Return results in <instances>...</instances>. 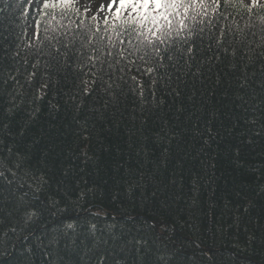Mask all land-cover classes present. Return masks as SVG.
Instances as JSON below:
<instances>
[{"label": "trees", "instance_id": "obj_1", "mask_svg": "<svg viewBox=\"0 0 264 264\" xmlns=\"http://www.w3.org/2000/svg\"><path fill=\"white\" fill-rule=\"evenodd\" d=\"M95 8L0 0V264H98L113 251L126 264L173 252L169 264H264V8L210 10L193 54L146 75L156 62L142 51L87 63L92 47L137 44L127 13L98 25ZM113 81L120 102L105 108Z\"/></svg>", "mask_w": 264, "mask_h": 264}, {"label": "snow or ice", "instance_id": "obj_2", "mask_svg": "<svg viewBox=\"0 0 264 264\" xmlns=\"http://www.w3.org/2000/svg\"><path fill=\"white\" fill-rule=\"evenodd\" d=\"M75 2L76 0H26V4L29 7L34 6L35 10L40 14H47V10H55L57 8L61 9L62 13H66L69 9H72ZM228 6L238 7L251 12L253 8H264V3H262L261 0H251V3H245V0H223V3H221V0H109L107 9L112 13L115 20H121L122 16L127 13V17L123 20V23L129 26L131 30L129 35L135 33L137 44L133 49L123 48L117 49L115 52L111 50L105 52L102 49L92 47L86 58L87 63L91 64L93 67L96 66L97 62L103 65L105 63L103 57L106 55L113 57L114 59L119 57L120 59L116 60V63L118 64L120 60L132 55L133 51H142L143 54L139 59L145 62H147V59L155 57V67L146 68L143 72L145 75L153 73L157 68L165 67L166 65L163 63L165 59L169 61L175 60L178 63L180 56L193 54L195 41L192 38L200 37V34L205 30L201 25L206 22L203 19L198 18L209 16L210 10L215 13L222 7ZM21 7L23 8L24 5L22 4ZM103 8L104 6L101 5V8L98 9V11H102ZM76 11L78 12L79 10L77 9ZM85 11H88V9H85ZM92 19L95 20L97 17L93 16ZM105 23H107L106 17ZM207 23L211 25L210 20L207 21ZM148 25H151V27ZM38 27L39 21H37V28ZM113 28H115V26H113ZM209 30H211V28ZM125 31H128V29ZM35 35L38 38V32L35 33ZM117 35L119 36L121 33H117ZM224 36L225 32L221 30L219 36L215 39V45L217 48L222 46ZM50 39L59 43L56 36H52ZM209 39H212V37L209 36ZM119 43L121 45H124L125 43L131 44L132 40L128 39L126 41L122 39ZM88 44L91 45V40L88 41ZM110 44L112 48L116 47L115 43H112L111 41ZM185 45H187V47H184ZM84 46L85 45H82V47ZM64 47L67 48L68 45L65 44ZM209 47L211 49V46ZM222 50L225 53L228 52L227 48H223ZM57 51H59V49H57ZM177 54H179V56ZM65 55H67V53H65ZM231 55L235 57V50L232 51ZM217 59H219V55H217ZM129 64L134 65L135 60L129 61ZM108 67L111 68L112 64L109 63ZM172 67H176V63H173ZM231 67L235 68L236 65L232 64ZM127 70L131 71L132 69L129 67ZM120 71L124 72L125 69L121 68ZM136 71H140V69L137 68ZM92 75V83L95 85V73ZM109 79L111 80L112 77L109 76ZM117 79H123V77L121 76ZM131 79L136 82L135 77H131ZM81 83L87 84V81H81ZM114 84L115 81H113V83H108L107 88L105 89L110 98L109 101H105V108L109 106V103L115 107L120 102L119 85L115 84L114 88ZM85 94L88 95L91 93L90 91H86ZM140 95L142 96L143 93ZM177 95H179V93H177ZM9 152H11V149H9ZM17 155L19 161L23 162L25 157L19 153ZM4 166L5 161L3 158H0V168H4ZM16 166L19 167L20 163H17ZM2 176H4V172L0 171V177ZM28 215L30 219L32 214ZM78 227L80 226L74 222L66 223L61 229L63 237H69V233L71 232L72 235L70 240L71 243L74 244ZM167 227V224H163L161 226V233L167 231ZM95 230V224H92L88 229V231L93 234ZM61 238V236L56 235L51 242L58 244ZM81 242L83 243V241ZM135 243L139 245L142 244V241L137 240ZM67 246L68 245H65V247ZM197 247H199V245H197ZM121 251L123 250L121 249ZM137 251H139V248H137ZM208 251H211V249L207 251L201 249V254L207 256ZM175 255L176 252L168 255L159 253L156 255V262L157 264H169V260ZM108 256H111V264H126L125 259L115 251L101 254L98 264H106Z\"/></svg>", "mask_w": 264, "mask_h": 264}, {"label": "rangeland", "instance_id": "obj_3", "mask_svg": "<svg viewBox=\"0 0 264 264\" xmlns=\"http://www.w3.org/2000/svg\"><path fill=\"white\" fill-rule=\"evenodd\" d=\"M109 3V0H76L75 5L79 6H83L84 10L88 9V11L86 12H90V10L92 8H94V5L96 4L97 8H95L96 10V17L97 19H95V21L97 22V24H111L114 25L116 24V20L113 18L112 13H110L107 9V5ZM245 3H251V0H245ZM101 5L104 6L102 11H98V9L101 8ZM34 6L31 7V9H33ZM114 11V10H113ZM37 12V11H36ZM38 13V12H37ZM105 17L107 18V23H105ZM32 27L30 29V34L32 35V39L33 41L36 40V24L35 21H33L31 23Z\"/></svg>", "mask_w": 264, "mask_h": 264}]
</instances>
